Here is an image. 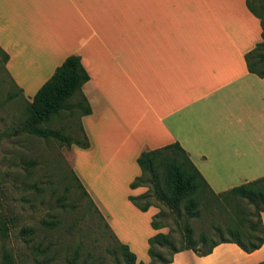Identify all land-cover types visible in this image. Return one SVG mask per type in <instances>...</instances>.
<instances>
[{
    "label": "crops",
    "instance_id": "1",
    "mask_svg": "<svg viewBox=\"0 0 264 264\" xmlns=\"http://www.w3.org/2000/svg\"><path fill=\"white\" fill-rule=\"evenodd\" d=\"M262 31L247 0H0L5 70L23 94L37 93L72 55L90 75L82 90L92 112L81 116L89 147L75 146L72 163L99 206L147 194L130 190L138 158L174 143L216 194L264 177V78L245 58ZM130 210L141 233L144 215ZM150 235H137L144 249ZM262 262L264 245L248 254L223 243L170 264Z\"/></svg>",
    "mask_w": 264,
    "mask_h": 264
},
{
    "label": "rangeland",
    "instance_id": "2",
    "mask_svg": "<svg viewBox=\"0 0 264 264\" xmlns=\"http://www.w3.org/2000/svg\"><path fill=\"white\" fill-rule=\"evenodd\" d=\"M20 90L5 70L0 51V264H4L6 252L12 257L11 264H127L118 235L134 244L138 263L149 264L148 240L160 231L169 235L173 249L185 245L187 229L193 230L194 241L202 232L216 241L228 239L226 227L230 222L221 212L213 215L202 209L199 219L183 213L179 217L154 196L149 198L153 206L146 212L133 204L130 195V206L118 199L107 206L92 204L75 178L72 162L76 144L68 146L57 139L18 133L25 121L26 106L36 94ZM77 100L80 97L70 103ZM81 116V111L69 109L43 126L84 142ZM130 209L144 215L141 233H152L145 249L144 239L137 237L141 233L133 232L138 226ZM154 220L163 226L162 230L153 228ZM215 226L223 230L222 234L214 231ZM28 229L33 233L26 234ZM156 249L166 259L173 254L169 247Z\"/></svg>",
    "mask_w": 264,
    "mask_h": 264
},
{
    "label": "trees",
    "instance_id": "3",
    "mask_svg": "<svg viewBox=\"0 0 264 264\" xmlns=\"http://www.w3.org/2000/svg\"><path fill=\"white\" fill-rule=\"evenodd\" d=\"M247 7L260 20L263 31L262 41L246 54V63L250 73L264 78V0H247ZM0 51L3 53L5 66L9 57L1 49ZM89 80L90 75L84 68L81 58L76 55L69 56L36 93L32 101L28 102L25 121L19 127L18 133H27L38 138H53L68 146L76 144L88 148L89 142L86 136L84 142L75 141L62 131L46 128L43 125L50 123L53 118L59 117L69 109L81 111L82 116L91 114V107L82 90ZM76 97H80V100L70 103ZM138 165L142 175L131 184V188L148 187L149 192L140 197L132 196L130 200L142 212L148 211L153 206L149 198L154 196L179 217H182L183 213L188 218L199 219L203 213L202 209H205L213 215L216 212L224 213L226 220L230 222L226 227L228 239L222 238L219 241L213 240L203 232L197 241H194L193 230L187 229L186 243L180 249H173L169 235L159 232L149 240L151 259L149 264L157 262L170 264L174 261V255L183 251H193L199 257H206L223 243L236 244L248 254L254 253L264 245L262 220L264 177L216 194L179 143L142 152L138 158ZM75 178L80 189L89 197L80 180L77 176ZM145 200L147 201L142 205L141 202ZM105 224L110 229L108 223ZM152 226L155 230L163 229L156 220L153 221ZM214 231L220 234L223 232L218 226H215ZM25 233L31 234L33 230H25ZM120 247L127 264H144L138 263L136 255L127 245L120 244ZM158 247L172 248V256L166 259L157 251ZM3 258L4 264H11L12 257L9 253H4Z\"/></svg>",
    "mask_w": 264,
    "mask_h": 264
}]
</instances>
